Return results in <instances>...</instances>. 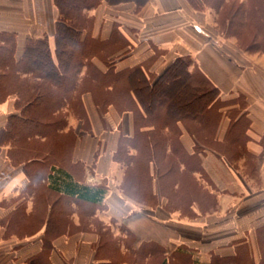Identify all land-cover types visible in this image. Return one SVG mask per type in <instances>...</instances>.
Instances as JSON below:
<instances>
[{
    "label": "crops",
    "instance_id": "0c3cea01",
    "mask_svg": "<svg viewBox=\"0 0 264 264\" xmlns=\"http://www.w3.org/2000/svg\"><path fill=\"white\" fill-rule=\"evenodd\" d=\"M83 16L89 24L81 38H86L87 46L96 42L103 52L91 57L93 68L102 74L140 68L153 82L176 58H186L188 71L218 90L212 113L220 119L210 141L198 147L183 123L177 122V142L189 165L185 169L177 160L178 184L164 187L163 196L149 164L145 193L150 197L138 201L117 189L127 169L117 154L137 131L154 128L136 130L132 110L113 104L99 107L91 92L77 91L86 129L77 126L70 166L82 169L84 181L63 169L80 185L104 189L97 205L102 206L98 224L91 223L93 230L70 231L71 220L65 229L58 228L54 208L48 206L46 218L36 221L32 232H12V215L20 210L26 219L33 211V184L26 164L9 159L12 145H0V264H128L115 263L107 255L114 250L119 256L132 251L136 255L141 244L166 248L165 264L174 255L184 264H264V50H244L235 38L223 36L217 29L216 10L203 0H97ZM56 19L53 0H0V48L11 43L17 63L27 40L45 36L53 53ZM80 72L82 81L87 67ZM19 78L41 81L26 73ZM16 99L10 93L0 101V130L11 116H19ZM239 99L241 109L234 103ZM236 131L241 134L238 143ZM162 133L169 134V129ZM134 148L125 151L136 158ZM168 156L169 147L164 161ZM173 190L178 196L193 190L192 201L175 206L166 197ZM125 227L128 234L122 233ZM107 230L110 238L104 239ZM128 238L130 249L123 242Z\"/></svg>",
    "mask_w": 264,
    "mask_h": 264
},
{
    "label": "trees",
    "instance_id": "16d2710c",
    "mask_svg": "<svg viewBox=\"0 0 264 264\" xmlns=\"http://www.w3.org/2000/svg\"><path fill=\"white\" fill-rule=\"evenodd\" d=\"M224 1L203 0L215 10L218 7L222 8ZM96 2L97 0H53L57 9L53 53L45 36L27 40L22 58L17 63L13 60V46L10 40L9 46L0 48V101L7 94H15L16 105L20 108L19 116H11L5 129L0 130V145L10 143L13 146L18 142L21 132L43 128L34 110H62L70 100L73 101L74 95L82 89H78L80 86H77L76 78L82 67L86 66L87 76L84 79L97 83L95 90L101 97V99L96 97V91L88 90L93 94L97 106L113 104L119 110L130 109L134 113L136 130L141 127L154 128L153 131L145 133L137 131L135 139L127 141L128 145L125 144L119 150L117 157L123 159L127 166L136 165L139 157L146 170L152 163L160 183L161 195L164 196L162 194L164 187L168 185L174 187L178 184L177 160L185 169L189 165L178 145L176 135L178 131L175 124L179 121L183 123L185 129L195 139L196 146L203 141L209 142L214 133L215 123L220 119L219 114L212 113L217 102L218 90L198 73H190L189 61L180 57L176 58L153 82L148 80L140 68L119 74H114L110 69L104 74L97 71L89 61L93 55L100 53L99 45L90 41L87 46L86 38H81L83 29L89 24L83 16V11L93 7ZM227 2L231 4L230 1ZM256 2L258 6L264 7V0H256ZM242 15H247L242 4L227 11L228 27L233 24L234 19ZM252 44L257 45L255 42ZM23 73L41 81L33 83L21 81L19 77ZM50 88H55L59 93L54 90L52 102L47 105L45 100L50 97L52 92ZM118 100L121 103H117ZM51 124L49 128L52 129L54 124ZM164 128L169 129V134L162 133ZM240 138V131H236L234 135L236 143ZM136 142L141 144V148L137 149V158L127 155L125 151L127 147H135L136 150ZM168 147L170 156L164 161ZM234 153H237L236 150ZM8 156L11 160L10 152ZM165 180H169L166 186ZM45 181L49 191L91 206L99 205L105 194L104 189L76 183L59 165L49 166ZM121 190L135 200H142L141 196L130 193L124 185ZM145 195L150 197L148 194ZM179 197L180 203L188 204L192 201L193 195L187 191L185 195ZM159 264H165L164 259Z\"/></svg>",
    "mask_w": 264,
    "mask_h": 264
},
{
    "label": "rangeland",
    "instance_id": "374dc122",
    "mask_svg": "<svg viewBox=\"0 0 264 264\" xmlns=\"http://www.w3.org/2000/svg\"><path fill=\"white\" fill-rule=\"evenodd\" d=\"M228 1L231 4H228L229 2L225 3L224 1L222 8L218 7L216 9L218 31L225 37L235 38L238 45L244 50L250 52L259 51V49L264 50V7L258 6L256 0ZM240 4L247 11V15H242V17L234 19L233 24L228 27L226 23L227 11L235 9ZM253 42L257 45H253ZM84 75L87 76V72ZM76 79V84L80 86V89L96 91V82H88L84 78L81 81L79 76ZM33 82L36 81H30V83ZM50 90L52 91L50 97L45 100L47 105L52 102L51 99L54 95L55 88H50ZM50 90L48 89V91ZM55 92L59 93L57 90ZM77 95H74L73 101L70 100L67 104V110H34V113L38 114V119L41 120L43 128L37 130L29 129L21 132L22 136L20 135V138L17 140L18 142L12 146L10 151L11 161L15 164H26L27 174L33 184L30 194L33 195L32 202L34 204L31 215L26 219L22 217L20 210L10 218L12 224L10 229L13 228L12 232L16 234L19 232H32L36 221H44L46 218L48 206H53L54 208L52 211L53 223L57 224L58 228L65 229V224L69 223L71 225V220H74V222L72 223L73 229L70 231L93 230L94 227L91 226V223L98 224L96 215H101L102 206H91L61 197L47 190L45 182V174L51 165H59L70 171L75 179L84 181L82 169L70 166L71 149L75 139V132H77V126L82 124V129H86L85 115ZM96 95V97L101 99L99 92L96 91ZM117 103H121V101L118 100ZM234 103H237L240 109L243 107V102L240 99L235 100ZM240 109L236 111L240 112ZM235 114L232 113L231 116ZM50 123L54 124L52 129L49 128ZM135 145L137 146L136 149L141 148L139 142H136ZM138 158L136 165L127 166L126 175L117 189L122 188L124 185L130 193L137 194L141 196L142 200H145L147 198L145 191L149 186V180L145 177L146 169L142 159ZM30 161L32 162L27 163ZM176 177L175 175L174 178ZM168 181L165 180V186L168 184ZM92 183L96 184L95 182ZM99 185L103 186L105 183L100 182ZM166 187H169V185ZM172 192L175 193L170 194L172 203L177 206L181 198L178 196L177 191L173 190ZM192 192L193 190L190 193ZM71 215L72 219L70 218ZM123 229L122 233L128 234V231L125 232L128 229L126 227ZM99 230H101V227H99ZM108 232L109 230L106 231L107 236L105 235L104 239L110 238ZM130 241L129 238L123 241L124 245L129 249L132 247V243H129ZM158 247L157 249H152L153 247H150V245L145 247L141 244L136 255L132 251L130 254L123 253L119 256V252L114 250V252H109L107 256L112 258L115 263L159 264L162 258H165L163 253H165L166 248ZM147 252L153 254L149 256ZM43 260H46V257ZM169 264H184V262L177 255H174L172 259H169Z\"/></svg>",
    "mask_w": 264,
    "mask_h": 264
}]
</instances>
